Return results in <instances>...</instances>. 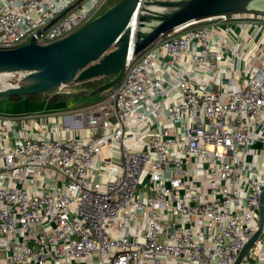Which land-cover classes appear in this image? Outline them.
<instances>
[{
    "label": "built area",
    "instance_id": "1",
    "mask_svg": "<svg viewBox=\"0 0 264 264\" xmlns=\"http://www.w3.org/2000/svg\"><path fill=\"white\" fill-rule=\"evenodd\" d=\"M76 1L0 0V49L63 39L106 0ZM78 112L0 143V264H264V222L238 261L260 229L264 13L162 34Z\"/></svg>",
    "mask_w": 264,
    "mask_h": 264
},
{
    "label": "water",
    "instance_id": "2",
    "mask_svg": "<svg viewBox=\"0 0 264 264\" xmlns=\"http://www.w3.org/2000/svg\"><path fill=\"white\" fill-rule=\"evenodd\" d=\"M230 12L264 13V0H121L63 39L41 45L33 38L27 44L0 49V74L27 72L20 85L2 88L0 95H30L73 81L115 75L83 97L106 91L122 80L128 58L162 34L194 19ZM260 213V229L238 261L261 232L264 190Z\"/></svg>",
    "mask_w": 264,
    "mask_h": 264
},
{
    "label": "crops",
    "instance_id": "3",
    "mask_svg": "<svg viewBox=\"0 0 264 264\" xmlns=\"http://www.w3.org/2000/svg\"><path fill=\"white\" fill-rule=\"evenodd\" d=\"M259 38L261 39V36ZM75 83L78 85L79 82ZM69 91L70 92L67 93L58 92L56 90L54 91L56 96L51 100L46 98L37 99L25 97V99H22V101L18 103L19 110L15 109L14 105L17 102L14 101V99L6 100L4 105H7L8 108L0 110V143L8 139L9 144L13 145L26 134H44L50 126H53V123L64 124V119L68 125L73 124L74 120L82 122V115L79 114V112L76 113V111L80 109H64L66 95L73 92L72 89H69ZM63 109L65 111H62ZM73 126H75V128H71L69 132L70 137L80 138L85 136V130L76 127V125ZM255 148L259 150L260 145L256 144Z\"/></svg>",
    "mask_w": 264,
    "mask_h": 264
},
{
    "label": "rangeland",
    "instance_id": "4",
    "mask_svg": "<svg viewBox=\"0 0 264 264\" xmlns=\"http://www.w3.org/2000/svg\"><path fill=\"white\" fill-rule=\"evenodd\" d=\"M119 0H106L105 3L101 6L99 13L101 14L105 11H107L112 5H114L116 2H118ZM69 89H72L73 92L66 95V101H65V110H74V109H81L83 107L88 106V104H91L95 101H98L101 97H103L108 90L103 91V92H99L93 95H90L88 97H83L80 94H78V92L85 90L86 89V85L81 86L77 85L74 81V83H72L69 87ZM78 91V92H77ZM26 96L23 97H19L17 99H14V101H16L17 103L14 105L16 110H19V106L18 103L20 101H22V99H25ZM9 99H13L12 96L10 95H0V110H5L6 108H8L7 105H4V103L6 102V100ZM62 111H65V110Z\"/></svg>",
    "mask_w": 264,
    "mask_h": 264
},
{
    "label": "trees",
    "instance_id": "5",
    "mask_svg": "<svg viewBox=\"0 0 264 264\" xmlns=\"http://www.w3.org/2000/svg\"><path fill=\"white\" fill-rule=\"evenodd\" d=\"M119 1H121V0H119ZM114 76L115 75L101 76V77H97V78H94V79H91V80H88V81L79 82L78 85H80V84H81V86H82V84L86 85V89L80 91L79 94L82 96V95H84V94H86V93L98 88L100 85H102V84L106 83L107 81L111 80ZM72 83H74V81ZM56 90L57 89L44 90V91H40V92H37V93H34V94H30V95H12V98L13 99H17L19 97L26 96L27 98H37V99L46 98V99L51 100V99H53L56 96V94L54 93V91H56Z\"/></svg>",
    "mask_w": 264,
    "mask_h": 264
},
{
    "label": "bare ground",
    "instance_id": "6",
    "mask_svg": "<svg viewBox=\"0 0 264 264\" xmlns=\"http://www.w3.org/2000/svg\"><path fill=\"white\" fill-rule=\"evenodd\" d=\"M2 75H0V77H1Z\"/></svg>",
    "mask_w": 264,
    "mask_h": 264
}]
</instances>
